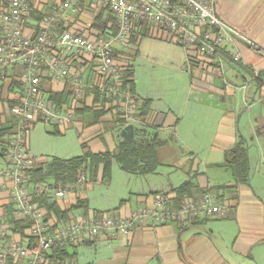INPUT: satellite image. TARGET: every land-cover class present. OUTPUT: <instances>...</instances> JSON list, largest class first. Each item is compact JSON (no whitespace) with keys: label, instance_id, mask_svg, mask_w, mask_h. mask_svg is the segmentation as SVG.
I'll use <instances>...</instances> for the list:
<instances>
[{"label":"built area","instance_id":"1","mask_svg":"<svg viewBox=\"0 0 264 264\" xmlns=\"http://www.w3.org/2000/svg\"><path fill=\"white\" fill-rule=\"evenodd\" d=\"M215 4L216 0H0V85L5 91L13 88L8 114L14 124L12 134L0 141L5 161L0 169V264H77L60 258L59 251L131 233L149 222L186 223L225 211L212 191L179 202L173 201L174 194L160 192L152 204L125 216L78 215L58 221L35 198L76 195L88 177L80 171L72 182L33 181L31 170L40 163L27 142L37 123L64 128L74 121L78 108L102 109V101L108 108L115 106L114 113L127 121L136 120L141 100L125 83L123 70L129 59L123 47L134 46L133 35L139 41L146 28L150 36L181 47L187 67L208 60L223 69L226 45L238 33L218 17ZM33 10L47 12L35 20ZM102 10L114 17L103 30L95 27ZM64 91L69 92L67 101H55L52 94ZM0 112L1 121L7 119L1 108Z\"/></svg>","mask_w":264,"mask_h":264},{"label":"crops","instance_id":"2","mask_svg":"<svg viewBox=\"0 0 264 264\" xmlns=\"http://www.w3.org/2000/svg\"><path fill=\"white\" fill-rule=\"evenodd\" d=\"M215 11L238 33L226 45L228 61L223 69L217 71L218 66L208 60L187 67L180 47L184 55L176 66L183 76L189 72L182 93L173 85L141 88L134 78V93L148 101L145 117L140 110L136 120L119 124L109 113L97 117L87 105L77 109L66 127L51 124L50 132L65 135L76 128L82 153L113 151L127 140L159 141L160 164L154 172H127L114 160L110 178L103 179L100 168L80 193L56 199L62 210H68V218L125 216L152 204L157 193L174 194L187 181L193 183L190 194L196 198L203 188H212L225 211L186 223L149 222L131 233L74 246L71 252L77 264H264V0H216ZM12 90H3L2 97L9 95L11 101ZM201 92H211L215 98L202 99ZM5 104L0 108L9 118ZM30 137L31 133L29 151ZM240 141L249 154V173L243 182L234 176L228 157ZM31 154L40 164L58 157ZM80 199L84 202L78 206Z\"/></svg>","mask_w":264,"mask_h":264},{"label":"trees","instance_id":"3","mask_svg":"<svg viewBox=\"0 0 264 264\" xmlns=\"http://www.w3.org/2000/svg\"><path fill=\"white\" fill-rule=\"evenodd\" d=\"M46 12L47 11L33 10L31 12V16L35 20H40ZM113 21L114 17L107 11L102 10L96 16L95 27L103 30L104 28L108 27V24L110 22ZM140 36L141 37L139 41L136 35H133L132 37V42L136 43L138 46L144 37L150 36L148 28H146ZM123 73L126 85H128L134 92V68L130 62L127 66H125ZM3 90L4 85L1 84L0 107L5 109L6 101L8 103V106L12 105V102L2 97ZM52 96L55 101H57L58 103H62L64 102V100L67 101V96L69 97V92L64 91L61 93H55L52 94ZM141 101V116L145 117L148 109V101L145 99ZM102 104V109H98L92 106V110L96 111L97 117H101L103 114L111 112L112 122L119 124L127 123V120L124 117L120 116L118 113H114L113 109L116 108L115 106L108 108L105 105L104 101H102ZM13 130V119L9 117L6 119V121H1L0 112V140L5 139L7 136L11 135ZM53 132L58 133L59 131L58 129H55ZM158 145L159 141L157 140V138H144L138 141H124L120 143L117 148L113 151L95 153L90 150H86L80 155L67 159L54 157L50 161L42 163L31 170L32 180L46 181L48 179L53 178L55 180H61L63 182H72L76 180L78 173L80 171H83L87 175L89 181L91 178L96 177L100 168H102V178L107 179L111 176L114 160H117L121 168L127 172L139 174L154 172L160 164L157 155ZM228 154L229 164L234 176L240 182L246 181L249 173V154L244 143L242 141L238 142L228 152ZM192 187L193 183L191 181H187L179 188L175 189L174 197L172 198L173 201L179 202L187 197H193L190 194V190ZM208 191H212V188H203L201 195ZM35 199L39 206L44 207L47 210V215L52 216L50 215L52 213L58 221H66L68 219V210H62L58 206L55 198L49 196H40L36 197ZM83 202V199L78 200V206H81ZM58 256L63 259L74 260L75 253L71 252V248L66 247L59 251Z\"/></svg>","mask_w":264,"mask_h":264},{"label":"rangeland","instance_id":"4","mask_svg":"<svg viewBox=\"0 0 264 264\" xmlns=\"http://www.w3.org/2000/svg\"><path fill=\"white\" fill-rule=\"evenodd\" d=\"M153 37H144L137 47H135L136 43L131 44L134 46L123 47V50L127 52L129 62L135 68V83L141 88L152 89H156L160 85L166 87L173 85L177 86L175 88H179L181 92V84L189 76V72H185L187 74L183 76L176 66V60L184 55L183 50L168 41ZM178 62L180 63V61ZM193 72L195 73V68ZM200 95L202 99L211 100L212 96L215 98L211 92H201ZM190 98L193 99L194 97ZM52 129L53 126L48 123L40 122L35 125L30 137L31 153L38 156H58L61 158H69L82 153L76 128L69 129L65 135L52 134L50 132ZM4 163L5 161L0 155V168L4 166ZM117 171L122 173L119 169Z\"/></svg>","mask_w":264,"mask_h":264},{"label":"water","instance_id":"5","mask_svg":"<svg viewBox=\"0 0 264 264\" xmlns=\"http://www.w3.org/2000/svg\"><path fill=\"white\" fill-rule=\"evenodd\" d=\"M132 127H134V125H131ZM130 127H128L127 129H129Z\"/></svg>","mask_w":264,"mask_h":264}]
</instances>
